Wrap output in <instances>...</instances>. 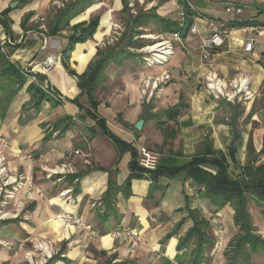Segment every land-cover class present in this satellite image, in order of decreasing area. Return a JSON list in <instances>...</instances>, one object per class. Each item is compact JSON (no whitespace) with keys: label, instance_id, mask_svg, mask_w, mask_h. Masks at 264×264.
Returning a JSON list of instances; mask_svg holds the SVG:
<instances>
[{"label":"crops","instance_id":"0c3cea01","mask_svg":"<svg viewBox=\"0 0 264 264\" xmlns=\"http://www.w3.org/2000/svg\"><path fill=\"white\" fill-rule=\"evenodd\" d=\"M159 1L149 0V11L157 8ZM64 3L0 0V16L11 9L5 16L10 29L7 31L0 22V52L15 68L30 71L27 84L11 102L6 99V109L0 114V139L8 145L9 171L27 178L13 202L12 211L21 212L20 219L0 221V242L6 246L0 247V264H22L24 253L41 241L60 247L56 264H190L196 243L193 240L182 250L178 246L194 226L191 212L208 222L207 237L213 241L206 247L202 264H225L229 246L240 234L234 208L228 205L218 209L204 196L207 184L219 169L208 162L193 163L197 158L211 159L222 154L228 174L236 181L249 180L256 167L264 163V28L228 27L233 20L264 23V0H187V4L184 0L167 1L158 16L180 19L163 14L176 10L181 11V16L187 13V6L194 13L192 21L198 30L196 35L189 32L169 63L158 68L159 74L169 73L170 80L161 85V92L154 98L153 77L139 69L134 58L122 64L111 62L95 94L96 109L79 87V77L114 33L121 39L125 37L118 39L113 48H123L120 46L126 43L125 38L132 37L129 23L136 17L129 14L133 12L129 2V11L124 12L123 0H116L115 8L129 14L125 28L113 20L111 12L92 17L101 5L88 8L79 21L77 17L75 23L71 22V28L81 22L88 24L96 17L100 18L99 27L66 59L72 31L49 33L57 13L51 17V12L55 6L65 7ZM12 4H17L15 9ZM229 7L242 9V14H227ZM208 20L231 32L227 45L210 60L200 50L202 41L211 36ZM249 41H254L253 50L245 52ZM50 58L56 64L45 69ZM211 71L227 81L245 77L253 98L245 103L215 99L205 86ZM31 84L47 95L38 110L34 108L41 94L28 91ZM6 86L8 82L0 79V93ZM16 90L14 86L12 91ZM179 105L185 106L182 114L175 122L167 121L164 113ZM140 120L144 125L138 131L135 125ZM174 132L175 138L171 136ZM112 137L132 145L136 151L145 147L160 156L163 167L180 171L134 179L129 193L125 187L133 156ZM231 149L235 151L234 158ZM76 150L81 155L72 156L74 174L60 182L46 178L53 166L66 161V155ZM209 150L212 155H208ZM111 181L120 190L108 201ZM28 183L42 195L30 189ZM63 190H73L70 203L60 198ZM252 199L248 196V204ZM65 213L82 220L92 231L60 223L57 217ZM217 214L225 223L221 241ZM123 228L141 232L140 247L133 250L127 239L113 236Z\"/></svg>","mask_w":264,"mask_h":264},{"label":"trees","instance_id":"16d2710c","mask_svg":"<svg viewBox=\"0 0 264 264\" xmlns=\"http://www.w3.org/2000/svg\"><path fill=\"white\" fill-rule=\"evenodd\" d=\"M124 3V12H128V1L123 0ZM93 5L92 0H80L72 5H69L63 10H60L56 13L55 17L49 25V33L51 35L60 34L63 31L71 28V22L74 21L77 17L87 11ZM11 11V9L6 10L0 16V22L3 24L5 29L8 31L10 29V24L6 20L5 16ZM187 13L186 16H189L190 19L185 18L184 20H171L160 17L156 14L152 15L150 13L142 14L131 20L129 23V29L132 30V37L129 38L128 44L134 46L135 48H142L146 46L144 41L133 42L132 38L138 31L137 28L147 24L149 20H155L158 23L159 34H173L179 33L182 38L188 36L190 29L193 25L192 17L194 13L189 7L186 6ZM100 24V18H93L88 24L80 23L71 28L72 34L69 37V45L65 50V55L68 59V54L75 50L77 44L86 43L93 35L96 33ZM263 27L264 23H259L257 21H237L233 20L228 23L230 29H242L246 27ZM76 31V32H75ZM127 51L122 48L116 50L115 48H109L106 50H98L96 59L89 65L87 71L79 77V87L82 92L87 94L92 102L93 108L96 109L97 101L95 94L105 79V70L111 62H116L122 64L125 60H129ZM75 75L73 72H71ZM30 71L19 70L13 66L9 58L2 52H0V79H4L8 82V86L3 87L2 90L6 93L8 90H13V87H17L18 90L11 91L7 93L8 103L11 102L17 95L20 89H22L28 82V76ZM28 91H36L40 93L41 97L35 104V110H38L41 106V103L47 95L35 84L28 86ZM6 109V106L0 103V114H2ZM185 109L184 105H179L167 110L165 118L167 121H174L182 114ZM1 118H4L3 116ZM96 118V117H95ZM100 125H104L102 120H99ZM161 123H159V126ZM177 132L171 133L173 138L176 137ZM166 136V135H165ZM168 137V136H167ZM117 144H122L127 147L128 150L132 153V161L130 163L131 174L128 178V184L125 187V190L130 193V184L134 179H141L144 177L158 178L165 174H175L180 171V169H170L165 168L161 165L158 171L151 173L149 176L145 175V171L140 168L137 164L138 153L132 145H126L122 143L115 137H112ZM208 155H212L211 150L208 151ZM235 151L231 149V155L234 158ZM264 154V149L262 151ZM210 163L216 166L219 171L216 176H214L206 186L204 196L210 201V203L217 207L218 209H223L228 205H232L234 208V221L237 226L242 230V234L238 235L229 246V250H232V261L237 262L238 259H242L246 254L247 248H250L252 252H259L264 250V241L259 237L252 235V219L250 212L248 210V196L252 197L256 202V205L262 208L261 210L264 213V163L256 167L255 173L249 180H233L228 174V164L226 158L221 154L218 157L207 159V158H197L195 159L193 165H200L203 163ZM119 187L114 185L111 181L109 185V190L106 196V200L112 201V196L117 194ZM126 192V193H127ZM128 193V194H129ZM190 218L194 222V226L189 230L188 234L184 239L181 240L178 248L180 250L185 249L189 244L194 240L196 243V249L192 255V262L190 264H202L204 260V255L206 247L211 246L213 241L207 237V229L209 224L206 220L199 217L197 212H191ZM183 224V223H182ZM1 226V224H0ZM178 230V229H177ZM173 232L172 234L176 233ZM171 234V235H172ZM227 256V255H226ZM58 258L54 257L50 260L49 264H56Z\"/></svg>","mask_w":264,"mask_h":264},{"label":"rangeland","instance_id":"374dc122","mask_svg":"<svg viewBox=\"0 0 264 264\" xmlns=\"http://www.w3.org/2000/svg\"><path fill=\"white\" fill-rule=\"evenodd\" d=\"M78 1H80V0H67V1L64 0L65 7L55 6L51 12V17H52V14H54L55 12H59L60 10H63L66 7H68L69 5H72ZM92 1H93V5L90 8H92L95 5H101V8L99 10H97V12H95L92 15V17H95L96 15L103 16V15H106V13L111 12V14L113 15V20L116 23H118L122 28H125L126 24L128 22L126 17H128L129 14L134 16V17H138L139 15H142V14L149 15L150 13H152V15H154V14L160 15L159 13L162 12L161 9L163 7V4L166 3L167 1L170 2L171 0L170 1L169 0H160L158 2V7L155 8L156 6H154L155 9L153 11L152 10L149 11V9L151 7L150 4H148L149 0H144L143 3L140 2L141 0H128L129 5L133 10V12H131L129 14L124 13V12H120L115 8L116 0H92ZM184 3L187 4V0H184ZM129 5H128V7H129ZM174 9H176V6L174 7ZM180 12L181 11L172 10V12L170 14L168 13V14H163V15L169 16V17L175 16L176 18L180 17V20H182V17L180 16ZM84 13L78 17L77 21H79V19L84 15ZM85 16L87 17V15H85ZM128 19H129V17H128ZM74 23H75V21H74ZM78 24H80V23H78ZM158 29H159V26L155 20H149L147 22V24H144L143 26L137 28L138 32L135 34V37L132 38V41L133 42L144 41L146 43V46H144L142 48H135L134 46L129 45L128 44L129 39H127V38H125L126 43H123V44L121 42L119 43V44H122L120 47L121 48L123 47L127 51L128 56H130V57H132V59L134 58L136 60L135 62L138 64L139 69H141L143 72H149V74L153 77V83L158 77H161L163 75V73L159 74L160 70H158V68L163 67V65H162V60L158 57V52L152 51V48L154 46H156L157 44L161 43L162 39H168L171 37V34H159ZM70 30H71V28L69 30L67 29L66 32H69ZM123 30H125V29H123ZM122 33L123 32H121V34ZM124 37L122 39H124ZM118 39H121V37L118 34L114 33L113 37H111L105 41V46H102L103 50L107 49L105 47L113 48L115 45L118 44V42H117ZM122 39H121V41H122ZM178 44H180V42H176L174 44L175 50H176V48H178L177 47ZM11 91L12 90H8L6 93L3 90L1 91L0 103L6 104V102H7L6 99H8L6 94L11 93ZM160 92H161V85H160V89H155L154 98ZM174 122H175V120H174ZM6 151H5L4 155L6 157L5 166H6L8 175L9 176L10 175H14V176L23 175L20 173L19 174H13L9 171L8 158L6 155ZM63 165H67L68 168L72 169V170L70 172L67 171L61 175H53L51 178L48 177L49 173H46V178L49 180H55L57 182H60L64 179H66L71 174H74L72 157L69 159H67V157H66V161H64L61 164H57V165L53 166L52 169H56L57 167H60ZM124 170H127V167H125ZM23 188L24 187H20L17 185L8 187L7 190L10 191L11 194H14V197L13 198H6L5 197L6 194H3L0 197V221L11 220V219L12 220L13 219H20L21 212H16V211L13 212L12 210L14 207L13 202L17 199V195L19 194V192ZM72 191L73 190L60 191L59 196L61 199L65 200V201L67 200V202L70 203L72 201V196H71L73 194ZM261 209L262 208L257 206L256 202L253 199H252V201H249L248 210L250 212L251 219H252L251 233H252V235L257 236L262 241H264V213ZM9 210L12 212L10 213ZM223 224L225 225V223H223ZM240 234H242L241 229H240ZM42 243H43L42 241L38 242L36 244L35 249H34V246H32L31 250H28L24 253V262H22V264H49V262L52 258H54L58 255L59 256L61 255L60 247L56 248V246L52 245L51 243H47L50 246V248H52V251H51L52 258H48L47 255L44 254L43 251H40L37 248L38 245H40ZM0 247L6 248L5 244H3L2 242H0ZM12 251H14V254L17 253V251L15 250L14 247H13ZM226 255H227V257H226L225 264H264V250H261V251L255 253V252H252V250L250 248H247L246 254L244 255V257L242 259H238V261L235 263H234V261H232V250H229V252Z\"/></svg>","mask_w":264,"mask_h":264},{"label":"built area","instance_id":"2783aa9c","mask_svg":"<svg viewBox=\"0 0 264 264\" xmlns=\"http://www.w3.org/2000/svg\"><path fill=\"white\" fill-rule=\"evenodd\" d=\"M227 14L231 15H240L242 14V9H237L235 7H229L226 10ZM182 20L185 19V13L181 14ZM208 26L211 30V36L207 39H204L201 43L200 50L202 52L203 57L206 60L212 59L213 55L217 50L224 48L230 40L231 32L227 29L220 27L214 21L208 20ZM190 33L192 35H196L198 33L197 27L194 24ZM182 36L179 33L171 34V37L168 39H162V42L159 44H163V49L161 52H158V57L162 60V65L166 66L170 59L175 55V46L176 42H182ZM254 47V41H249L245 44L244 50L245 52H251ZM56 64L53 58H50L45 63V69L51 68ZM171 78L169 73H163L161 77H158L154 83L153 88L160 89V85L165 84ZM205 86L207 91L215 97L217 100H225L228 103H245L253 98V94L249 90V80L243 76L236 77L231 81H227L222 79L218 73L215 71L209 72L206 77ZM153 96V95H152ZM8 149V145L5 143L3 139H0V197L3 194H6V198H13L14 194H11L10 191L7 190L8 187L17 185L20 187H24L27 183V178L24 175H8L7 169L5 166L6 157L4 155L5 151ZM137 164L140 168L145 171V175L149 176L151 173L158 171L161 158L160 156L145 148L139 147L137 149ZM81 152L79 150L72 151L66 155L67 159L72 156H79ZM67 165H63L57 167L56 169H51L48 171V177L51 178L53 175H61L67 171H71ZM29 188L35 190L39 195H42L40 190L35 188V185L32 183H28ZM7 190V191H6ZM58 220L60 223L65 224L68 227L79 226L82 227L86 231H92V227L84 224V222L75 216L65 213L59 215ZM216 222L218 225V241H221L224 237V227L221 220V215H216ZM113 236L116 239L124 238L127 239L130 243V248L135 250L141 245L142 234L138 230H133L129 228H123L121 230L115 231ZM40 251H43L44 254L47 255L48 258H52L51 251L52 248L47 243H42L37 247ZM50 253V254H49Z\"/></svg>","mask_w":264,"mask_h":264},{"label":"water","instance_id":"95a60500","mask_svg":"<svg viewBox=\"0 0 264 264\" xmlns=\"http://www.w3.org/2000/svg\"><path fill=\"white\" fill-rule=\"evenodd\" d=\"M17 6V4H12L11 5V8L12 9H15ZM143 125H144V121L143 120H140L136 125H135V128L138 130V131H141L142 128H143Z\"/></svg>","mask_w":264,"mask_h":264},{"label":"bare ground","instance_id":"6f19581e","mask_svg":"<svg viewBox=\"0 0 264 264\" xmlns=\"http://www.w3.org/2000/svg\"><path fill=\"white\" fill-rule=\"evenodd\" d=\"M163 44H157L152 48V51L161 52L163 49H161Z\"/></svg>","mask_w":264,"mask_h":264}]
</instances>
